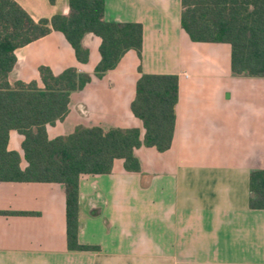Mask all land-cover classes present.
<instances>
[{
  "label": "crops",
  "instance_id": "crops-1",
  "mask_svg": "<svg viewBox=\"0 0 264 264\" xmlns=\"http://www.w3.org/2000/svg\"><path fill=\"white\" fill-rule=\"evenodd\" d=\"M13 1L34 21L69 11L68 0ZM104 2L106 22L142 26L140 57L130 50L95 78L100 38L84 36L88 61L81 64L63 36L51 32L14 52L10 80L41 88V66L54 74L75 68L91 75L70 95L65 119L47 128L49 139L77 127L138 129L142 137L130 111L137 80L175 75L171 147L134 150L139 172L115 160L110 174L80 178L78 243L94 251L68 250L61 185L0 183V212L36 214L0 215V264H264V210L249 208V175L264 170V79L234 77L228 44L192 42L180 25L181 0ZM242 86L250 94L236 111ZM259 87L260 108L252 106ZM22 141L11 131L8 151L22 158Z\"/></svg>",
  "mask_w": 264,
  "mask_h": 264
},
{
  "label": "trees",
  "instance_id": "trees-1",
  "mask_svg": "<svg viewBox=\"0 0 264 264\" xmlns=\"http://www.w3.org/2000/svg\"><path fill=\"white\" fill-rule=\"evenodd\" d=\"M51 2L53 0H50ZM68 14L34 21L13 0H0V183L58 184L65 198V232L69 251H94L78 243L79 180L82 176L108 175L115 160L128 172H139L134 150L170 149L176 122L178 77L144 75L136 82L132 115L144 130L77 127L68 136L49 139L47 128L68 114L70 95L81 91L91 75L68 68L54 74L38 68L42 87L35 81H11L16 66L14 52L50 34L60 33L76 60L88 61L85 35L100 38V61L93 77L102 78L118 65L125 53L140 57L142 26L104 20V0H68ZM180 25L194 43L228 44L234 77L264 78V0H181ZM22 136V158L8 151L9 133ZM21 160L26 166L21 168ZM249 208L264 210V170L249 175ZM2 216H36L0 212Z\"/></svg>",
  "mask_w": 264,
  "mask_h": 264
},
{
  "label": "rangeland",
  "instance_id": "rangeland-1",
  "mask_svg": "<svg viewBox=\"0 0 264 264\" xmlns=\"http://www.w3.org/2000/svg\"><path fill=\"white\" fill-rule=\"evenodd\" d=\"M253 79H264V78H253ZM259 81H261V80H259ZM256 83H258V82H256ZM261 83V82H260ZM248 87L250 88V86L248 85ZM246 86H242L241 87V89L239 90V92H238V95H237V98H236V101H237V103H236V105H235V107H234V109H236V111H237V109H239L240 111H243V109L241 108V105H238V104H242V103H244V100L245 99H247L248 97H249V94L250 93H246ZM262 90H263V87H259V91L257 90V94H255L254 93V97H258V101L257 100H255V102L253 103V105L252 106H255V107H261V97H262ZM208 98H209V95H208ZM252 100V99H251ZM213 148V147H212Z\"/></svg>",
  "mask_w": 264,
  "mask_h": 264
}]
</instances>
